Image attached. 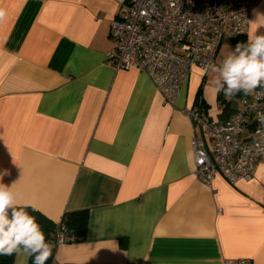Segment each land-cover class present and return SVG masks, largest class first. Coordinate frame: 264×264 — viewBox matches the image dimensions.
<instances>
[{
	"label": "crops",
	"instance_id": "1",
	"mask_svg": "<svg viewBox=\"0 0 264 264\" xmlns=\"http://www.w3.org/2000/svg\"><path fill=\"white\" fill-rule=\"evenodd\" d=\"M118 9L0 0V182H16L19 202L56 223L88 212L85 237L57 245L54 264H264V159L251 179L203 184L190 147L201 132L186 114L198 107L220 121L246 95H224L226 109L215 74L194 67L163 102L146 72L108 60ZM258 16L264 0L244 36L222 40L215 64L264 33Z\"/></svg>",
	"mask_w": 264,
	"mask_h": 264
},
{
	"label": "built area",
	"instance_id": "2",
	"mask_svg": "<svg viewBox=\"0 0 264 264\" xmlns=\"http://www.w3.org/2000/svg\"><path fill=\"white\" fill-rule=\"evenodd\" d=\"M109 25L114 47L107 57L116 69L136 68L154 82L162 101L173 104L194 67L206 72L224 38L247 33L258 0H117ZM188 118L200 128L190 140L195 174L210 186L216 175L235 185L254 176L264 159V88L240 98L226 118L213 121L193 107ZM58 224L55 244L67 242ZM51 264H54L53 261Z\"/></svg>",
	"mask_w": 264,
	"mask_h": 264
},
{
	"label": "clouds",
	"instance_id": "3",
	"mask_svg": "<svg viewBox=\"0 0 264 264\" xmlns=\"http://www.w3.org/2000/svg\"><path fill=\"white\" fill-rule=\"evenodd\" d=\"M260 19L264 16H258ZM206 70L215 74L213 87L226 98L264 88V33L258 34V29L249 33L246 43H237L219 64H210ZM15 184L0 182V256L25 255L33 258V264H46L53 246L28 211L29 207L35 210V205L19 202Z\"/></svg>",
	"mask_w": 264,
	"mask_h": 264
},
{
	"label": "trees",
	"instance_id": "4",
	"mask_svg": "<svg viewBox=\"0 0 264 264\" xmlns=\"http://www.w3.org/2000/svg\"><path fill=\"white\" fill-rule=\"evenodd\" d=\"M243 92L237 93V96H243ZM219 99L221 102H224L226 105V109L228 108V103L224 99V93H219ZM199 106L200 103L196 102ZM28 211L31 215L35 216L37 219V222L41 225L45 236L47 238V241L52 244V255L46 262V264H51L54 257V252L56 248L55 244V230L58 224H63L66 229L68 230V236L70 237V240H81L85 237V231L88 221V212L86 210H79V211H73V212H66L62 216L60 222L56 223L53 220L49 219L47 216H45L43 213H41L38 210H33V208L29 207ZM69 240V241H70ZM14 261V255L12 256H0V264H13ZM28 264H33V258L29 257Z\"/></svg>",
	"mask_w": 264,
	"mask_h": 264
}]
</instances>
